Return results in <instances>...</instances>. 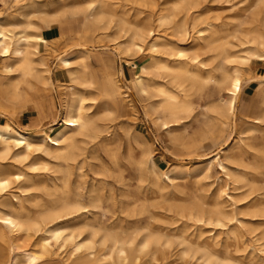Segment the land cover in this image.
<instances>
[{"label": "bare ground", "instance_id": "6f19581e", "mask_svg": "<svg viewBox=\"0 0 264 264\" xmlns=\"http://www.w3.org/2000/svg\"><path fill=\"white\" fill-rule=\"evenodd\" d=\"M217 1L239 14L237 18L252 15L250 21H239V24L247 23L246 31L233 28L225 33L219 24L212 23V16L205 8L213 0H169L155 18L143 17L142 22L133 18L132 10L140 5L151 8L155 1L88 0L83 4L79 0H57L61 4L54 11L39 8L33 12L35 19H30L32 12L25 14L24 26L5 22L0 14V55L9 59L3 66L9 79L2 92L7 100L20 97L24 93L20 78L30 75L32 97L41 119L48 116L53 105L50 100L43 102L45 88L52 83L50 69L43 59L35 56L46 39L28 33L27 29L38 28L40 24L48 28L52 23L61 25L68 16L80 17L82 24L79 39L69 47H76L73 54L56 56L58 82H62L61 69H65L71 81L69 99L59 120L61 126L52 134L31 133L14 127L10 121L0 122V264H264V259L258 260L254 254L256 250L264 253V186H257L248 176L253 173L247 171L264 165V107H261L263 112L253 117L252 126L241 127L238 133L246 136L236 141L230 132L221 141L215 157L201 168L206 174L208 165L216 161L234 182L249 185L240 197L224 193L232 205L226 211L219 202L186 195L174 203L155 202L160 175L142 136L128 129L130 141L123 153L118 133L102 126L98 111L91 108L92 102L87 103L88 99L96 98L92 95L96 90L112 111H117L125 95L120 96L122 86L118 76L123 75V70L116 69L115 54L147 56L140 64L134 59L129 63L137 68L132 76L133 84L137 94L147 101L145 113L168 131L172 140H180L185 134L191 138L194 134L199 135L195 144L213 147L219 127L228 125L236 115L245 86L257 81L264 104L263 76L246 69L253 57L257 61L262 57L264 0ZM51 2L47 0L42 6ZM139 10L136 14L142 12ZM256 21L262 30L251 24ZM227 35L236 40L226 39ZM57 38L58 35L53 40ZM15 71L20 78L11 81ZM204 90L211 101L199 104ZM8 113L11 117L20 114L13 110ZM211 113L218 114L220 124L212 123L215 116ZM194 125L198 127L191 134L188 128ZM257 131L262 133L260 140ZM206 133L209 143L202 141ZM82 138L100 139L109 163L100 160L98 168H94L91 157H96L89 156L85 147L79 145ZM220 150H223L221 158ZM248 153L251 158L247 157ZM34 155L43 158L47 170H51L49 163L55 165L53 172H60L62 177L50 178L54 191L49 193L48 200L36 202L38 208L31 211L23 204L20 194L6 192L11 178L4 174L7 160L8 167L10 163L27 162L31 168L36 163L30 161ZM127 158L137 168L139 182L147 179L142 195L119 201L107 195L98 182L83 187L84 167L95 174L104 172L121 180L126 170L122 171L120 165ZM74 168L81 170L73 185ZM19 175L13 173L14 178ZM165 175L173 182V177L167 172ZM55 179H61L62 186ZM179 193L184 194V190ZM110 199L114 207L121 205L122 215L116 210L106 215L105 204ZM255 220L258 222L254 226L251 221ZM206 224L215 231L203 236L201 227ZM22 238L32 239L30 247L19 244ZM250 247L256 250L249 251Z\"/></svg>", "mask_w": 264, "mask_h": 264}, {"label": "rangeland", "instance_id": "374dc122", "mask_svg": "<svg viewBox=\"0 0 264 264\" xmlns=\"http://www.w3.org/2000/svg\"><path fill=\"white\" fill-rule=\"evenodd\" d=\"M87 1L88 0H79V2H82L83 4H85ZM153 1H155L156 5L151 8L149 6L140 5L139 8H137L138 10L140 9L142 11L140 14H136L137 9H135L136 11L132 10L133 18L135 17L134 19L137 22H142V18L147 16L155 18L158 11L163 9L165 6H168L166 1L169 0ZM45 3H47V0H0V14L5 17V22H18L20 26H24V22L26 21L25 14L32 12L30 19H35L36 17L33 14L35 10L41 8L48 12L54 11L58 9L61 4L58 3L57 0H52L49 6L43 7L42 5ZM126 3L129 5L128 1H126ZM17 6H19L20 9L17 10ZM203 8H205V6ZM205 10L209 11V15L212 16L210 21L212 23L214 22L219 24V27L225 30V33H228L227 31H232L233 28H240V32H244L247 29V23L239 24V21L252 20V15L250 14L246 16V18H237L239 14L233 10L229 11L228 9H225L223 4L217 0H213L209 7L206 6ZM147 12L150 14H147ZM213 14H217V16L214 17ZM260 18H262V16H260ZM80 19V17L68 16L67 19L61 23V25L58 23H52V25L54 24L60 28V33L58 34L57 38L58 40L56 41L53 40V38L47 39L43 35V31L48 29V27L43 24L39 23L41 26L38 28L31 27L27 29L28 33H36L46 39L45 43L40 46L37 54H35V56L37 55L46 62V67L50 69V79L52 80L51 85H49L48 88H45L46 93L43 97V102L46 103L48 100H50L53 101V105L50 108V113L48 116L43 119H41L39 110L34 104V98L32 97L33 85L30 84V82H32V77L30 75H28L27 78L22 79L18 77V72L15 71L14 74L10 76L12 78L11 81L20 78L19 85L24 93L20 95V97H15L12 100H7V98L4 97V92H2V89L4 84L8 82L9 76L3 66L5 63H7V61H9V59H5L0 55V122H4L6 120L10 121L14 127L17 126V128L19 127L18 129H24L31 133L47 131L52 134L57 128L61 126L59 120L64 113V104L69 99V83H71V81L68 79L65 69H61L62 82H58L56 76V56H70L73 54V51L76 49V47L71 49L69 47L76 43L82 32V24ZM251 24L256 26V30H262L261 25L257 26L259 24L258 21ZM237 32H239V29ZM239 34L240 33H238V35ZM240 35L242 36L243 33ZM225 38L228 40H236L231 35H227ZM110 46V49H112V45ZM90 47L92 48L94 46L90 45ZM260 52L262 53V57L258 58V61L253 57L250 64L251 67H246V69L253 71L255 75L263 76L264 79V47L261 48ZM146 58L147 56H140L137 53H132V55L126 52H123L122 54H115L114 59L116 69L123 70V75L118 76L122 86L120 96L125 95V99L119 101V109L117 111H112L110 105L105 102V99L100 98V93L96 90H93L92 94L93 96H96V98L88 99L87 103L92 102L91 108L95 112L98 111L97 114L100 116L98 122L102 126L108 127L109 129L118 133V139L123 145V153L126 152L125 147L127 146L128 141H130V134L127 132L128 129L139 132V134L142 136L147 148H149V150L152 152L156 168H158V173L160 175V179L158 180V186L160 189L158 192H156L155 199H153L155 202L160 204L165 202L174 203L179 201L178 199L181 195H186L203 199L205 201L219 202L226 211H230L232 209V205L230 201L226 199V195L224 193L229 192L235 198L240 197L244 191L248 190L249 185H244L242 181L234 182V180L229 175H227L218 164H215L216 161H213L208 165L209 169L207 170L206 174L201 172V168L206 164V162L215 157L214 154L219 149L218 147L222 143L221 141L224 137H226L231 132V137L236 141H239L241 137L246 136L245 134L238 133L241 130V127L252 126L251 122L253 117L259 115L261 111L263 112V110H261V107H264V104L261 102V96L263 92L259 87H257V81H252L249 85L243 88L242 94L240 95L237 102V113L233 118L230 119L228 125L219 127V132L214 140V143L216 142L214 146L211 148H202L199 143L195 144V141L199 138V135L195 136L193 134L191 138H188V135L185 134L180 140H172L169 132L160 127L158 123H155L154 120L145 113V104L147 101L143 100L141 96L137 94L133 84L132 76L137 71V68L132 67V65L129 63L132 59H134L137 64H140ZM130 79L131 81H129ZM39 86L41 87V84H39ZM206 92L207 90H204L203 93H201L202 98H199V104H203L205 101L210 103L211 99H207ZM104 108L106 109L104 110ZM8 110H13L14 112H19L20 114L15 116L12 115L11 117V114L8 113ZM211 114H213V117L215 116L212 123L214 125L220 124V120L216 118L218 114ZM53 119H55V121H53ZM51 126L52 130L50 131ZM197 127L198 126L194 125L188 128V130L192 134L194 133L195 129L197 130ZM204 130L207 132V128ZM205 135L206 138L202 141L209 143V134L206 133ZM256 135L258 138L257 140H260L262 133L257 131ZM79 145L85 147L89 156L92 155L96 157H91V162L92 164L94 163V168H98L100 160L104 161L105 164L109 163L106 153L101 148L100 139L88 141L87 139L82 138L79 141ZM218 155L219 158H221L223 156V150L218 151ZM247 157L251 158V153H248ZM42 159L43 158L39 157L38 155L31 157L30 161L32 163L36 162L33 166H31V168H29L30 164L27 162H16L15 164L10 163V166L8 167L7 160V166L5 168L4 175L11 178L10 182L8 181L6 185V192L8 194H10V192L20 194L23 204L31 209V211H36L38 208L37 205L48 200L49 193L54 191V185L52 184L50 178H53L56 175L62 177L60 172H53L55 165L52 163H49L51 170L44 168L45 166L43 165ZM122 161L123 162L120 165V169L122 171H126L123 172V177L121 180H117L109 174L104 175V172L101 174H95L92 169H86V167H84L83 169L86 173V177L84 178L85 183L83 182L82 184L83 187L86 189L90 186V183L98 182L104 187L107 195H113L119 201L127 198V196L136 197V195H142V192L145 190V188H147V179H145L143 183H140L138 180L137 168L131 164V160L127 158L126 161L128 163L125 160ZM78 170L80 171L81 169H73V185L78 181ZM247 171L253 173L252 175L248 176L251 179L253 178L257 186H264V165L255 166L252 170L248 169ZM17 172L20 173V177L14 178L13 173ZM165 172L173 177V182L166 179ZM143 176H145V174ZM98 178H100L99 181ZM55 182L59 183V186H62L61 179H55ZM181 189L184 190V194L179 193ZM252 196H254V194L250 195V197ZM36 202L38 204L34 205ZM105 205V208L108 211L106 213L107 216H109L113 210H116V213L122 215V212L120 211L121 205L116 204L117 207H114L112 204V199L108 200ZM257 222L258 220L251 221L254 226ZM201 228L203 236H207L210 234V232L214 233L213 231H215V229L209 224H206ZM210 229L213 230L209 231ZM189 230L191 229L189 228ZM31 240L32 239L22 238L19 240V244H27L26 246L30 247L29 243ZM252 248L254 250V247H250L248 250L252 251ZM254 254L257 256L258 260L262 261V259H264L263 252L256 250Z\"/></svg>", "mask_w": 264, "mask_h": 264}, {"label": "crops", "instance_id": "0c3cea01", "mask_svg": "<svg viewBox=\"0 0 264 264\" xmlns=\"http://www.w3.org/2000/svg\"><path fill=\"white\" fill-rule=\"evenodd\" d=\"M50 27L48 29H46V30L43 31V35L47 39L53 38V37L57 36L60 33V28L57 27L56 25L53 24Z\"/></svg>", "mask_w": 264, "mask_h": 264}]
</instances>
